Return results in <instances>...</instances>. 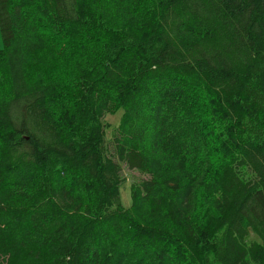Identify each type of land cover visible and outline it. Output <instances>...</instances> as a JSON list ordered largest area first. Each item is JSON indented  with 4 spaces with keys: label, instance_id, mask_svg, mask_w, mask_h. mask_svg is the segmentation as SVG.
Returning <instances> with one entry per match:
<instances>
[{
    "label": "trees",
    "instance_id": "16d2710c",
    "mask_svg": "<svg viewBox=\"0 0 264 264\" xmlns=\"http://www.w3.org/2000/svg\"><path fill=\"white\" fill-rule=\"evenodd\" d=\"M0 28V264H264V0H0Z\"/></svg>",
    "mask_w": 264,
    "mask_h": 264
},
{
    "label": "rangeland",
    "instance_id": "374dc122",
    "mask_svg": "<svg viewBox=\"0 0 264 264\" xmlns=\"http://www.w3.org/2000/svg\"><path fill=\"white\" fill-rule=\"evenodd\" d=\"M4 46L3 44V35L0 28V49ZM123 114V109H120L117 113H108L105 116V121L110 125L107 128V137L109 140H111L113 136V130L120 122L121 116ZM112 147V145H111ZM122 164V173L125 177V181L121 185V204L124 207H130L132 204V184L134 183H140L141 180L148 177L147 174H144L140 172L137 169L129 168V166L125 162H121ZM253 238H256L257 240H260L259 236L254 234L252 236Z\"/></svg>",
    "mask_w": 264,
    "mask_h": 264
}]
</instances>
